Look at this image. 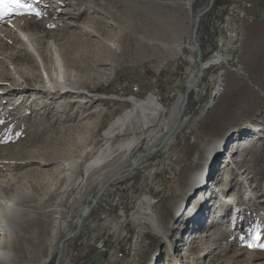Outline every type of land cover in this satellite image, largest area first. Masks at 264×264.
Returning a JSON list of instances; mask_svg holds the SVG:
<instances>
[{
    "label": "rangeland",
    "instance_id": "1",
    "mask_svg": "<svg viewBox=\"0 0 264 264\" xmlns=\"http://www.w3.org/2000/svg\"><path fill=\"white\" fill-rule=\"evenodd\" d=\"M178 1L188 3L174 9L173 3ZM209 1L22 0L32 14L13 13L0 20L2 44L13 42L4 54L20 50V39L26 36L40 40L43 48L55 40L57 49L74 66L70 74L80 79L76 84L81 87H69L79 91L76 103L62 97L50 104L55 95L51 89L44 94L37 92L44 79L42 67L38 70L37 66L39 81L29 83L34 90L25 95L13 90L23 83L21 79L3 77L14 72L13 66L3 61L0 195L24 210V223L18 225L16 244L10 249L12 263L36 264L40 254L45 256L52 209L59 210L60 240L76 228L73 221L79 210L91 204L108 172L95 170L85 183L82 167L102 147L101 134L108 124L129 108L127 98L141 100L151 94L164 109L184 94L190 75H197L199 69L196 51L191 48L193 19L209 6ZM100 3L112 5L117 15L110 16ZM6 19L11 24L23 19L25 31L13 26L14 32L9 33L12 25H6ZM92 22V27L103 33V41L83 35V26ZM261 37L264 0H214L199 19L195 39L202 62L220 55L223 63L203 71L199 84L188 95L182 122L171 143L105 188L87 211L78 233L63 243L58 264H194L205 249L215 247L202 264H235L231 258L240 252L251 259L243 264H264V250L256 246L264 244V81L250 54ZM139 38L157 42L145 45ZM171 42L182 43L181 54L164 49L163 44ZM19 53V58L25 54ZM106 64L113 68L110 76L99 72ZM145 144L142 142L131 155L143 151ZM213 146L221 152L218 157L209 154ZM195 175H202L201 181L210 175V182L215 184L205 179L191 187ZM247 177L251 179L245 182ZM201 185L206 210L201 209L194 218L203 219L202 227L184 225L183 216H176L174 209L183 200L182 209L189 206L196 187ZM249 187L252 197L244 202L242 193ZM222 195L226 201L218 204ZM229 197L238 201L228 203ZM243 208L250 225L242 215L237 218ZM149 210L166 239L145 220ZM214 210L217 212L212 220ZM2 212L0 207V217L5 215ZM191 212L190 217L196 210ZM211 220L219 224L213 223L216 226L210 229ZM228 220L236 223V229L226 224ZM179 228H187L183 242L170 251L166 245L176 239ZM208 229L210 237L198 239L197 248L185 263L186 259L180 257L187 245H192L193 234L205 235ZM253 232L259 240L251 236ZM6 240L0 231V251L6 250ZM55 260L56 253L48 264ZM0 264L7 263L0 259Z\"/></svg>",
    "mask_w": 264,
    "mask_h": 264
},
{
    "label": "bare ground",
    "instance_id": "2",
    "mask_svg": "<svg viewBox=\"0 0 264 264\" xmlns=\"http://www.w3.org/2000/svg\"><path fill=\"white\" fill-rule=\"evenodd\" d=\"M93 1L95 2L96 0H90L91 3H93ZM182 3H185V5H186V3H188V2L182 1ZM182 3L179 1L173 3V5H174L173 8L174 9H175V7L181 8ZM100 4H101V6L103 5L102 9L105 8L109 11L110 16L114 17L117 15L114 12L113 8L111 7L112 5L111 6L107 5V3H105V4L100 3ZM248 7H250V5ZM104 13L102 12V14H104ZM199 13H201V12H198L196 14H199ZM243 13H244V15H245V13H247L246 9H245V11H243ZM9 17H10V15H9ZM52 17H55V16H52ZM22 20H19L17 22H13L11 24V20L6 19V21L4 23L6 25H9L8 23H10L12 25L10 27L9 33L14 32L13 26H15V29H17L18 31L23 33V31H25V30H24L23 22H21ZM62 23H63V21H62ZM64 24H65V27H67V28L71 27V24H67V23H64ZM90 24H91V26L90 25L89 26H86V25L83 26V28H82L83 35L88 36V37H97L100 41H103L104 40L103 33L101 35L97 29L92 27L93 26L92 24H94L93 22ZM159 25H162V24L159 23ZM163 26L167 28V26H165V25H163ZM25 27H26V30H29L27 25H25ZM25 36L26 35H24V37ZM3 37H4V35L0 34V69H1V71H3L4 68L6 67V65L3 63V61H8L13 66V69H14L13 73H10V75L9 74L3 75V77H6L8 79H10L11 77L12 78H19L23 82L22 84L19 83V85L17 87H15V89H13L14 91H19L21 93H24L25 95L32 92L34 89L29 87V83L31 81H39V74L37 71L40 69L39 67H42V70L44 73V79L42 78V82H40V83H42V85H41L42 87H40L38 89L39 91L37 90V92L44 94V92H48L46 90L47 88L51 89L53 91V93H55V95H53L51 97L52 101H50V104H56L55 101L62 99V97L63 98H71L69 101L70 103H76L77 102V99H74V98L78 97L77 94H79V91L69 89V87L73 86L74 89H80L81 87H79V85L76 84L77 80H80V79L77 78L76 76L74 77L72 74H70V72H72L70 69H73L74 66L69 65V61L66 60L63 57V55L60 53V51L57 49V47H58L57 41L53 40L50 45H47L46 48H43L41 46L40 40L38 42L37 40H35V38L32 39L30 36H26L27 37V38L25 37L26 39H24V38L22 40L20 39V41H21L20 50H18L16 53L14 52V53L4 54L5 50L9 49V45H11L13 42L8 40L6 42V44H2L4 42L2 40ZM12 39L16 40L15 37ZM138 40L140 42H143L145 45L150 44L151 42H157L156 40H152V41L149 40L148 42H146L145 38L144 39L139 38ZM67 45L69 46L71 44L67 43ZM163 47H165L164 49L172 50L173 53L175 52L176 54H181L182 50H183V46H182L181 42H177V44H174L173 42H171V44H169V45L163 44ZM198 47H199V45H198ZM243 47L246 48L245 46H243ZM191 48L193 50H195V47L192 44H191ZM20 51H23L25 53L23 55V57H21V58H19L20 57V53H19ZM250 54H251L252 59H253L251 62L255 65V67L258 69V71L261 72L260 75H261L262 81H264V37H261L258 39L257 44L252 48ZM220 57H221L220 55L213 56L210 60L205 61V62H202V60L200 58V63L202 66V69L200 71V76H198L199 69H198L197 75L191 74L189 79H188V82H187V87H188L187 89H190V91H191L193 88H195L199 84L203 71L207 70L209 67H213V66H216L217 64L223 63V59H221ZM196 58H197V56H196ZM28 59H29V61H28ZM244 64L246 65V63H244ZM37 66H38V70H37ZM99 72L102 75H109L110 76L113 72V68H112L111 64H106V66L103 65V67L99 70ZM243 74L245 76L247 75L246 73H243ZM75 75H77L76 71H75ZM16 82H18V81H16ZM260 82H261V80H260ZM254 89L261 91V88H259L257 86H254ZM262 89H264L263 86H262ZM183 95H180L175 100L174 103H172L169 107L164 108V109L159 107V105L154 100L155 98L154 97L152 98L151 94L147 95L145 98H143L141 100H137V99L133 98L132 96H131L132 98H127L126 102L129 104V108H127L121 114L116 116L108 124L106 129L101 134L100 141H103L102 147H100V149H98V151H96L97 152L96 156H94V158L92 157V159L85 162L83 167H82L83 179L85 180V183L88 182V180L92 176V173L95 170H99V169L100 170H102V169L106 170V169H108V170H106L108 172H107V175L105 176L104 180L101 183H99V185L97 187V190H100V192L102 190V193H103L105 188L111 182H113L117 179H120L121 176L126 175L129 172L133 171L134 169H136L137 166L140 165V163L143 160L149 159L152 155H154L156 152H158L162 147L169 145L171 143V140L173 138L175 131L179 127L180 122H182L180 117L183 115V112L185 110V106H184L183 112H181L182 111V104H183ZM253 95L256 96L257 94L254 93ZM259 101L261 102V100H259ZM263 112H264V110H263ZM178 117H179V119H178ZM117 137H122V139L117 140ZM259 139H260V137L255 140V143ZM142 142L146 143L144 148H143V151H140V152L136 153L135 155H131V152L133 150L140 148V145ZM208 151H209V149H208ZM220 153L221 152L217 146H213L209 151L210 155H215L216 157H218L220 155ZM229 159L232 160L233 155H230ZM228 166L229 165H227L226 167H228ZM201 177H202V175H200V176L195 175L192 178V182L190 183V186L195 187L197 185V183L201 181ZM205 179H208L210 182V175L203 177L202 181H205ZM250 179H251V177H247L244 179V181L248 182V181H250ZM212 184L214 185L215 181L212 180L210 182V185H212ZM242 184H243V182H242ZM200 188H202V185L199 188L196 187L197 191L192 196V199L190 201L191 204L189 206L182 209V206L184 203V200H183V201H180L178 206H176L174 209V213L176 214V216H178V217L183 216L184 223H185L184 225L192 224V225L200 227L203 223L202 222L203 219L202 220L200 219L201 217L200 218L198 217L196 219L194 218L196 214H201L200 213L201 209L204 208L206 210V206L204 205L205 197H203L201 195L202 191ZM242 194H243L242 195L243 196L242 201L249 202L251 197H252L251 187H249L247 190H244ZM220 197L221 198H219V196H218V198H219L218 201H220V202H218V204L223 202L222 200L226 201L223 198V195ZM262 200H260V201H262ZM235 201H238V199H236L235 197H232V198L229 197L227 200L228 203L229 202L230 203L235 202ZM145 202H146V204H149V201H145ZM17 204H14L13 201L7 200L4 197V195L3 196L0 195V207L2 208V210L5 214L4 216L0 217V231L4 232L6 237H7L6 250L0 251V259L5 261V263H7V264H14V263H12V260H14V254L10 249L12 248V245L16 244V241L14 240V238H15L14 233L18 229V225H20L21 222L24 223V210L22 209L21 206H19V204L18 205ZM87 207L88 206H85V208L83 207L79 210L75 220L73 221V225L76 228L74 230L70 231L69 233H66L65 236L61 240H60V234H61L60 231L61 230H60L59 210L52 209V211H53L52 213H54V215L52 216V224H51V228L49 231V236H48V239H47L45 246H44L45 256H42V254H40L41 259L36 264H48L50 259L53 257V255L55 253L57 255L59 248H61V252H62L63 243L78 233V231L81 227V223L87 215V211H88ZM213 207L216 208L218 206L213 205ZM148 208L150 209V207H148ZM232 209L237 210V208L236 209L232 208ZM191 210H196V212H194V214L190 217L189 213H192ZM197 210H198V212H197ZM225 211H227V209H225ZM239 211L242 213L240 214ZM239 211H238L239 215L237 218H239V216L242 215L243 218H241V219H244L246 224L250 225V222L248 219L249 215L246 211V208L239 209ZM148 212H150V216L146 215L145 220L146 221L149 220L148 223L150 224L152 229L158 235H160L161 237L166 239V235H164V232L158 228L156 220L151 219V216H153L151 211L149 210ZM216 212H217V210H214V213L212 215V220H213V218L215 219L216 216H214V215ZM79 220L81 221L80 223H79ZM212 220L210 223V229L214 228L216 226V224H214V227H213L212 226L213 223L219 224L218 221L212 222ZM235 220H237V219H235ZM230 221L231 220L226 221V224H228L231 227L234 226L233 229H236V223L230 222ZM179 229L180 230L178 231L179 233L177 234L176 239L173 242H171L172 244L166 245L169 247L170 251L172 250L173 247H174L173 250H177V247L180 245V243L183 242L184 230H186L187 228H185V229L179 228ZM210 229H208V233H206L205 235H197L195 233L193 234V236H192V234L189 235L190 237L192 236L191 241H190V243L192 245L184 244V247H185V245H187L188 247H187V249H184V251L180 257V258L186 259L185 263L190 258L191 252H193L197 248L198 239H207L208 237H210V235H211ZM209 230H210V232H209ZM144 231H145V229H144ZM141 233H143V231ZM68 236H69V238H66ZM251 236L252 237L256 236V233L253 232L251 234ZM62 240H64V241L62 242V244L60 246V242ZM136 243H138V242H136ZM215 248H211L210 250L205 249L201 255L197 256L196 263L194 262V264H202L201 260L203 258H205L210 252H212V249L214 250ZM40 250L41 249H39V251ZM34 252H37V250ZM60 256H61V254H60ZM243 256L246 259H242ZM251 258L255 259L253 256H251ZM231 259L234 260L233 263H235V264H243V261H245V260L248 263L251 261V259L246 257L243 252L238 253L237 255H235ZM173 263L177 264V261L176 262L174 261ZM226 264H229V263H226Z\"/></svg>",
    "mask_w": 264,
    "mask_h": 264
},
{
    "label": "water",
    "instance_id": "3",
    "mask_svg": "<svg viewBox=\"0 0 264 264\" xmlns=\"http://www.w3.org/2000/svg\"><path fill=\"white\" fill-rule=\"evenodd\" d=\"M213 2H214V0H210L209 1V6L205 10H203L201 13L196 14L194 16V19H193V27H192V31H191V44L195 47V51H196V55H197V61H198V64H199V74H198V76H200V71L202 69V66H201V63H200L201 51H200V49L198 47V44H197V42L195 40V35H196L197 28H198V23H199L200 17L212 6ZM189 92H190V89H186L185 92H184V95H183V104H182V111L181 112H183V108H184V106L187 103ZM178 119H179V117H178ZM101 193H102V190H101V192H99L98 194H96V196L93 199H91V204L88 205V207H87V210L88 211H90L93 208V206L95 205V203H96L98 197L101 195ZM80 222L81 221L79 220V223ZM66 238H69V236L66 237ZM63 241L64 240H62L60 242V246H61V244H62ZM60 254H61V248H59V251H58V253L56 255V260H55V263L54 264H57L58 263V260L60 258Z\"/></svg>",
    "mask_w": 264,
    "mask_h": 264
},
{
    "label": "snow or ice",
    "instance_id": "4",
    "mask_svg": "<svg viewBox=\"0 0 264 264\" xmlns=\"http://www.w3.org/2000/svg\"><path fill=\"white\" fill-rule=\"evenodd\" d=\"M23 10V11H19ZM27 12L28 14H32L30 9H26L22 0H0V20L5 17L15 13L17 15L24 14ZM36 16H39L40 13H35ZM256 239L259 240V235L256 236ZM260 247L261 250H264V244L256 245Z\"/></svg>",
    "mask_w": 264,
    "mask_h": 264
}]
</instances>
